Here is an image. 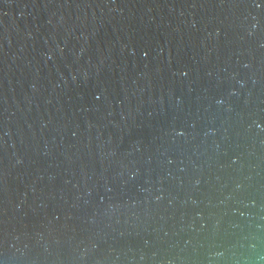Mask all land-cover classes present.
<instances>
[{"label":"water","instance_id":"1","mask_svg":"<svg viewBox=\"0 0 264 264\" xmlns=\"http://www.w3.org/2000/svg\"><path fill=\"white\" fill-rule=\"evenodd\" d=\"M0 264H264V0H0Z\"/></svg>","mask_w":264,"mask_h":264}]
</instances>
